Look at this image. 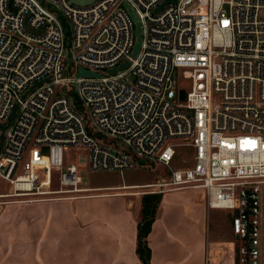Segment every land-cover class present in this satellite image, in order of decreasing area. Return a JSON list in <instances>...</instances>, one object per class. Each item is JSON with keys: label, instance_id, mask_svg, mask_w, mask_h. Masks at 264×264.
Masks as SVG:
<instances>
[{"label": "built area", "instance_id": "1", "mask_svg": "<svg viewBox=\"0 0 264 264\" xmlns=\"http://www.w3.org/2000/svg\"><path fill=\"white\" fill-rule=\"evenodd\" d=\"M72 1L0 0V204L195 189L228 214L234 264H264V0ZM65 146L168 179L82 187Z\"/></svg>", "mask_w": 264, "mask_h": 264}, {"label": "crops", "instance_id": "2", "mask_svg": "<svg viewBox=\"0 0 264 264\" xmlns=\"http://www.w3.org/2000/svg\"><path fill=\"white\" fill-rule=\"evenodd\" d=\"M135 184L138 183L109 187ZM121 190L74 200L0 204L4 264H140L135 247L142 194L134 192L143 189ZM179 190L162 193L164 206L147 238L151 264H209L210 259L214 262L216 253L207 258L208 211L201 192L190 198L172 197L181 195L176 193ZM221 244L225 254L222 264H233L231 247L224 241Z\"/></svg>", "mask_w": 264, "mask_h": 264}, {"label": "rangeland", "instance_id": "3", "mask_svg": "<svg viewBox=\"0 0 264 264\" xmlns=\"http://www.w3.org/2000/svg\"><path fill=\"white\" fill-rule=\"evenodd\" d=\"M66 30H68V25L66 22L64 23ZM67 60L70 59L71 53L67 51ZM177 158L172 162L173 167H183L185 165H191L192 159L191 156L193 154V150L188 147H179L176 149ZM188 156V157H187ZM186 157L189 160L183 161V158ZM63 161L66 164L72 163L76 165L78 169V173L81 176L80 186L82 187H95V186H110L121 183H144V182H156L158 180L168 179L167 169L162 166H157L153 168H143V167H134L124 171L122 174L118 172H92L89 170L88 161H89V151L82 146H65L63 147ZM54 184L57 185V179L55 176ZM8 189L7 183L0 180V193L6 192ZM113 191V190H105ZM120 191H122L120 189ZM94 193V192H93ZM97 193V192H95ZM177 194L181 195H173L174 198L181 199V196L185 198V196H196L200 195L199 190L194 189H181L176 191ZM175 194V193H174ZM124 199L129 198V196H122ZM120 200V199H119ZM3 206V205H2ZM164 206L163 204H159L158 212H161V208ZM0 208L1 205H0ZM165 208V207H164ZM205 228H206V236H205V245L207 251V258H212L216 253L217 258L212 261V259L208 260L209 264H222V259L224 254V250L221 249V243L223 240L228 239L230 237V232L228 228V218L225 215L224 210L220 209H209L205 215ZM1 237V236H0ZM228 237V238H227ZM225 238V239H224ZM0 258L3 257L5 244L3 235L0 238ZM229 246L233 247V240L229 239ZM221 258V259H220ZM220 261V262H219ZM5 257L0 260V264H4ZM218 262V263H217Z\"/></svg>", "mask_w": 264, "mask_h": 264}, {"label": "trees", "instance_id": "4", "mask_svg": "<svg viewBox=\"0 0 264 264\" xmlns=\"http://www.w3.org/2000/svg\"><path fill=\"white\" fill-rule=\"evenodd\" d=\"M161 199H162L161 193H146V194H142L140 198L139 218L137 220V234H136V247H135V252L138 256L140 264H151V248L148 244L147 238H148V234L151 231L152 224L156 216L158 215L157 212ZM225 215L228 218V214L225 213ZM228 228H229V218H228ZM229 239L232 240L231 233H230V237L223 241L227 242ZM225 249L227 248L225 247Z\"/></svg>", "mask_w": 264, "mask_h": 264}, {"label": "water", "instance_id": "5", "mask_svg": "<svg viewBox=\"0 0 264 264\" xmlns=\"http://www.w3.org/2000/svg\"><path fill=\"white\" fill-rule=\"evenodd\" d=\"M91 1L92 0H73L72 2L77 3V4H87ZM166 1H169V0H166ZM127 8L129 9L130 14L135 21V43H134L133 50H132V54L135 55L139 50V46H140V42H141V32H140L139 20L136 18L134 11L129 6H127ZM126 64H127V62H123L122 64H120L118 67L112 69L111 71L115 72L116 70L123 69ZM78 75H94V74L92 72L85 70V69L80 67L78 69ZM180 94H181V98L184 99L185 93L183 90L180 91Z\"/></svg>", "mask_w": 264, "mask_h": 264}]
</instances>
